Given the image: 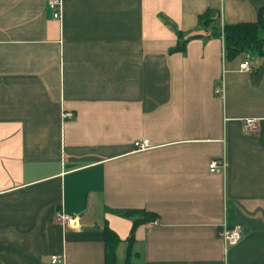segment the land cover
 Masks as SVG:
<instances>
[{
    "label": "crops",
    "instance_id": "crops-1",
    "mask_svg": "<svg viewBox=\"0 0 264 264\" xmlns=\"http://www.w3.org/2000/svg\"><path fill=\"white\" fill-rule=\"evenodd\" d=\"M61 1L0 0V264H104L106 222L125 264L126 207L157 213L132 262L264 264V51L244 70L222 36L176 48L207 7L253 21L264 0Z\"/></svg>",
    "mask_w": 264,
    "mask_h": 264
},
{
    "label": "trees",
    "instance_id": "trees-1",
    "mask_svg": "<svg viewBox=\"0 0 264 264\" xmlns=\"http://www.w3.org/2000/svg\"><path fill=\"white\" fill-rule=\"evenodd\" d=\"M220 12L212 7H207L198 14V25L206 29V33L200 31H189L187 33L177 30L178 43L176 48L184 49L187 40L193 37L222 36L225 57L232 58L241 51H250L253 55H261L264 51V19L262 10L258 11L256 20L238 22H220ZM117 214L133 217L129 235L127 237V249L124 263L137 264L130 260L131 244L135 236V228L139 223L152 220L157 216L155 211L144 208H112ZM104 242V264L116 263V247L120 241L119 235L111 229L107 222L103 229Z\"/></svg>",
    "mask_w": 264,
    "mask_h": 264
},
{
    "label": "built area",
    "instance_id": "built-area-1",
    "mask_svg": "<svg viewBox=\"0 0 264 264\" xmlns=\"http://www.w3.org/2000/svg\"><path fill=\"white\" fill-rule=\"evenodd\" d=\"M48 6L50 7V10L52 11V15L54 17H59L61 15V6L62 1L61 0H47ZM252 53L250 51H246L243 60L239 63V68L248 70L252 67ZM222 90V89H221ZM220 90V91H221ZM219 92V90L217 89ZM61 116L62 118H70L74 116V112L72 110H61ZM258 119L255 117H248L245 118L244 124H243V130L244 131H255L258 129ZM134 145L136 149H145L150 146L149 138H141L136 139L134 141ZM218 165V159L212 158L210 159L208 166L210 171H214ZM56 220L60 222H64L66 220H73L72 216L69 214L56 210L55 212ZM243 234V228L239 224L230 225L226 222H223L219 228H218V236L224 241L226 245H233L236 244L242 237ZM62 259V256L59 254H51V260L53 262L60 261Z\"/></svg>",
    "mask_w": 264,
    "mask_h": 264
},
{
    "label": "rangeland",
    "instance_id": "rangeland-1",
    "mask_svg": "<svg viewBox=\"0 0 264 264\" xmlns=\"http://www.w3.org/2000/svg\"><path fill=\"white\" fill-rule=\"evenodd\" d=\"M246 52V51H245Z\"/></svg>",
    "mask_w": 264,
    "mask_h": 264
}]
</instances>
